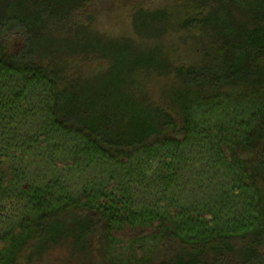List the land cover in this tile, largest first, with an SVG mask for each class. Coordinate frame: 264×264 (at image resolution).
<instances>
[{
  "label": "trees",
  "instance_id": "trees-1",
  "mask_svg": "<svg viewBox=\"0 0 264 264\" xmlns=\"http://www.w3.org/2000/svg\"><path fill=\"white\" fill-rule=\"evenodd\" d=\"M94 1L0 0V264H264V0Z\"/></svg>",
  "mask_w": 264,
  "mask_h": 264
},
{
  "label": "rangeland",
  "instance_id": "rangeland-1",
  "mask_svg": "<svg viewBox=\"0 0 264 264\" xmlns=\"http://www.w3.org/2000/svg\"><path fill=\"white\" fill-rule=\"evenodd\" d=\"M173 0H95L89 4L82 12V15H90L93 18L94 26L102 33L108 36L120 37L130 36L134 37L132 28V13L136 7L145 9H154L170 5ZM176 40V39H175ZM185 46L178 47L176 58H194L193 55L184 51ZM187 61V60H185ZM189 62V61H187ZM86 69L95 70L96 64H87ZM154 98H160V88L155 85ZM153 166V167H152ZM148 168L152 170L154 165H149ZM96 264H108L106 257L101 250V238L96 239Z\"/></svg>",
  "mask_w": 264,
  "mask_h": 264
}]
</instances>
